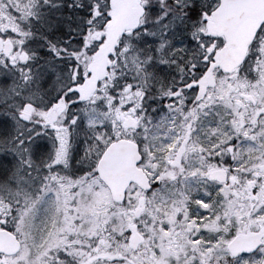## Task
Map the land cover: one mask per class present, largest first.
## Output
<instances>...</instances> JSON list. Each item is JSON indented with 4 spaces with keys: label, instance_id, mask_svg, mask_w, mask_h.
Listing matches in <instances>:
<instances>
[{
    "label": "snow or ice",
    "instance_id": "obj_1",
    "mask_svg": "<svg viewBox=\"0 0 264 264\" xmlns=\"http://www.w3.org/2000/svg\"><path fill=\"white\" fill-rule=\"evenodd\" d=\"M0 264H264V0H0Z\"/></svg>",
    "mask_w": 264,
    "mask_h": 264
}]
</instances>
